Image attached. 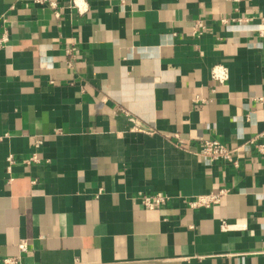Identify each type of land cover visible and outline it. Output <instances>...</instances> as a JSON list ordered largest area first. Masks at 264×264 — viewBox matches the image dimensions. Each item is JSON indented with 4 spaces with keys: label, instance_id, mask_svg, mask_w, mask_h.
<instances>
[{
    "label": "crops",
    "instance_id": "crops-1",
    "mask_svg": "<svg viewBox=\"0 0 264 264\" xmlns=\"http://www.w3.org/2000/svg\"><path fill=\"white\" fill-rule=\"evenodd\" d=\"M55 1L0 0V264H264V0Z\"/></svg>",
    "mask_w": 264,
    "mask_h": 264
},
{
    "label": "built area",
    "instance_id": "built-area-1",
    "mask_svg": "<svg viewBox=\"0 0 264 264\" xmlns=\"http://www.w3.org/2000/svg\"><path fill=\"white\" fill-rule=\"evenodd\" d=\"M38 4H46L51 9H53L54 15L56 17L59 16V12L57 11V2L55 0H32ZM73 4L76 6L75 1L73 0ZM197 26H201L200 23H197ZM259 35L262 38L263 46H262V59L264 61V30L259 31ZM7 41V34L4 31L0 35V47ZM70 49H67L66 52L70 54ZM210 76L213 80L222 83L227 80V73L223 66H214L210 71ZM137 129L140 131H144L145 128L141 124L140 128L137 126ZM146 131V130H145ZM147 132V131H146ZM264 132H260L256 136L250 139V142H254L256 137H262ZM258 152L264 154V141L256 144ZM236 153L235 148H231L228 145L224 144L222 141L217 139H209L205 138L202 140V146L200 150V154L203 158L207 160V162L211 165L219 161H225L234 163V156ZM11 163L12 159L9 160ZM223 195V191L219 190L217 192H208L204 194H197L192 199L188 200V205L191 208L204 206L209 207L214 203L219 202L220 197ZM168 200V196L162 193H153V194H142L140 196V201L142 205L147 209H154L159 206H162ZM18 248L20 251L26 250V243L21 242L18 244ZM1 264H20L19 256L14 257H5L1 260Z\"/></svg>",
    "mask_w": 264,
    "mask_h": 264
}]
</instances>
